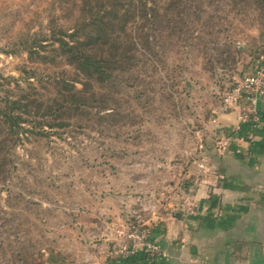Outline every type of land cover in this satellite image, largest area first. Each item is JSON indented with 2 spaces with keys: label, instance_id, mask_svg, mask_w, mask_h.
Wrapping results in <instances>:
<instances>
[{
  "label": "rangeland",
  "instance_id": "obj_1",
  "mask_svg": "<svg viewBox=\"0 0 264 264\" xmlns=\"http://www.w3.org/2000/svg\"><path fill=\"white\" fill-rule=\"evenodd\" d=\"M229 1L207 4L187 32L174 33L165 18L150 37L157 54L136 51L130 68L97 86L99 101L72 110L65 125L37 127L47 133L14 142L9 135L0 170V264H88L105 239L116 250L118 228L147 229L148 219L185 208L207 174L199 163H208L217 137L212 120L221 97L264 53L258 8ZM80 3L0 0V106L4 96L27 93L47 101L58 78L75 76L52 34L72 28ZM164 5L157 0L161 13ZM128 31L135 33V23ZM6 130L0 122V140Z\"/></svg>",
  "mask_w": 264,
  "mask_h": 264
},
{
  "label": "crops",
  "instance_id": "obj_2",
  "mask_svg": "<svg viewBox=\"0 0 264 264\" xmlns=\"http://www.w3.org/2000/svg\"><path fill=\"white\" fill-rule=\"evenodd\" d=\"M258 110L264 119V98ZM219 120L206 151L207 174L191 196L196 211L181 208L147 221L149 238L166 255L119 256L105 239L88 264H264V123L242 122L237 110Z\"/></svg>",
  "mask_w": 264,
  "mask_h": 264
},
{
  "label": "trees",
  "instance_id": "obj_3",
  "mask_svg": "<svg viewBox=\"0 0 264 264\" xmlns=\"http://www.w3.org/2000/svg\"><path fill=\"white\" fill-rule=\"evenodd\" d=\"M216 1L221 0H165L166 12L161 13L157 0H81L80 13L72 28L54 29L52 34L57 55L74 67L75 76L58 78L56 95L47 101L28 93L17 99L8 96L2 99L0 122L7 127L8 136L0 140V170L4 171L8 161L3 151L9 135H13L14 142L29 132L47 133L36 131L37 127L65 125L64 119L72 110L85 111L99 101L97 86L110 83L117 70L130 68L137 58L136 51L143 49L157 54L150 37H157L165 18L174 33L178 29L183 31V26L187 32L189 23L201 20L205 6ZM149 3L154 5L149 6ZM229 3L236 7L256 6L264 20V0H230ZM131 23H135L134 34L128 31ZM147 27L151 32L145 31ZM262 56L264 53L259 54L258 60ZM77 83L82 87L78 88ZM2 244L0 240V247Z\"/></svg>",
  "mask_w": 264,
  "mask_h": 264
},
{
  "label": "built area",
  "instance_id": "obj_4",
  "mask_svg": "<svg viewBox=\"0 0 264 264\" xmlns=\"http://www.w3.org/2000/svg\"><path fill=\"white\" fill-rule=\"evenodd\" d=\"M264 98V56L258 60V64L243 77L238 79L223 94L220 99L219 109L215 111L213 124L217 129H221L219 117L221 114L238 111V117L242 122L256 121L264 123L261 118L258 104L259 100ZM201 151L205 146L201 144ZM207 165L204 157L199 163L200 168ZM187 213L196 211L195 201L188 199L185 206ZM117 242L114 251L119 256H131L138 252H144L151 259L164 257L166 252L162 250L158 242L151 240L147 229L141 223H135L128 228H118L116 230Z\"/></svg>",
  "mask_w": 264,
  "mask_h": 264
}]
</instances>
